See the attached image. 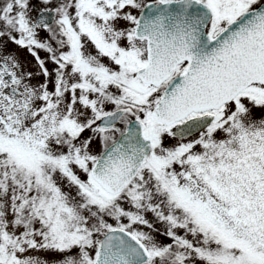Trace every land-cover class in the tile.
<instances>
[{
	"label": "snow or ice",
	"instance_id": "1",
	"mask_svg": "<svg viewBox=\"0 0 264 264\" xmlns=\"http://www.w3.org/2000/svg\"><path fill=\"white\" fill-rule=\"evenodd\" d=\"M0 264H264V0H0Z\"/></svg>",
	"mask_w": 264,
	"mask_h": 264
},
{
	"label": "rangeland",
	"instance_id": "2",
	"mask_svg": "<svg viewBox=\"0 0 264 264\" xmlns=\"http://www.w3.org/2000/svg\"><path fill=\"white\" fill-rule=\"evenodd\" d=\"M41 55H44V54L41 53ZM20 59H21V62L25 66V70H31V71L35 70L33 59L30 56H28L26 53H21Z\"/></svg>",
	"mask_w": 264,
	"mask_h": 264
}]
</instances>
